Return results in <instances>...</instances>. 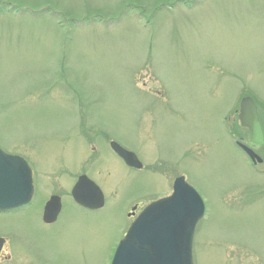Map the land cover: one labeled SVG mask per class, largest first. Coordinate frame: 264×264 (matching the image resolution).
Wrapping results in <instances>:
<instances>
[{
  "label": "rangeland",
  "instance_id": "1",
  "mask_svg": "<svg viewBox=\"0 0 264 264\" xmlns=\"http://www.w3.org/2000/svg\"><path fill=\"white\" fill-rule=\"evenodd\" d=\"M246 96L264 121V0H0V148L27 160L37 190L0 214V237L31 264H111L131 204L182 175L206 205L194 264H264V163L234 142L248 145ZM83 173L104 209L72 204ZM53 195L67 207L48 228Z\"/></svg>",
  "mask_w": 264,
  "mask_h": 264
},
{
  "label": "water",
  "instance_id": "2",
  "mask_svg": "<svg viewBox=\"0 0 264 264\" xmlns=\"http://www.w3.org/2000/svg\"><path fill=\"white\" fill-rule=\"evenodd\" d=\"M240 120L241 125L248 129L250 142L255 146L262 145L264 134L252 98L242 101ZM240 146L254 159L251 149ZM112 148L130 167H142L134 153L117 143H112ZM33 193L32 170L28 163L0 149V211L26 205ZM72 195L83 207L93 210L104 206L103 192L86 176L80 177ZM59 210L60 198L54 196L47 206L45 219L51 218L52 222ZM204 213L205 205L200 195L183 177L177 179L172 196L152 203L136 219L120 242L112 264H194V233ZM2 243L0 240V245Z\"/></svg>",
  "mask_w": 264,
  "mask_h": 264
},
{
  "label": "flooded vegetation",
  "instance_id": "3",
  "mask_svg": "<svg viewBox=\"0 0 264 264\" xmlns=\"http://www.w3.org/2000/svg\"><path fill=\"white\" fill-rule=\"evenodd\" d=\"M259 119H260V122H261L262 126H264V121H262V117H261V115H260ZM245 132H246V130H245ZM243 138H244V139H243ZM243 138H242L243 140L246 139L247 143H249V140L247 139L246 134H245V136H244ZM240 139H241V138H240ZM242 139H241V140H242ZM243 140H242V141H243ZM111 142H112V140L110 141V144H111ZM236 142H238V140H236ZM89 143H91V142H89ZM261 148H262V147L254 148V151H255V153H256V154L262 159V162H261L260 164H263V163H264V158H263V156H261V154H260L259 152H257V151H259L258 149H261ZM115 155H116V154H115ZM116 156H117V155H116ZM117 157H118V156H117ZM118 158H119V157H118ZM119 160L123 163L124 166L127 167V165L125 164V162H124L121 158H119ZM254 165H255V164H254ZM127 168H128L130 171H132V170H134V171H145V169H146L145 166H144L143 168L139 169V170H135V169L130 168V167H127ZM154 169H155V167H151V170H154ZM151 170H149V171H151ZM157 170H158V169H157ZM147 171H148V170H147ZM83 174H84V173H83ZM177 177H178V176L174 177V180H173V183H172V191H173L174 181L176 180ZM168 195H169V194H168ZM32 201H33V200H32ZM32 201L30 202V205L33 203ZM48 201H49V199H48V200H45V201L43 202L41 220H42V223L44 224V226H46V227H48V228H49V227H56V226H58V224L60 223V217H61V215L64 213V211H65L67 205L63 202V199H62V203H61L62 206H61V211H60L59 216H58L53 222L48 223V222L45 221V217H44L45 208H46V205H47ZM71 202H72V204H75L76 206H78V205L75 203L74 200H72ZM147 205H148V204H147ZM147 205L143 206L140 202H138V199H137V203H134V204H132V205L130 206V210L128 211L127 216H128V218L131 220V223L136 219V217L140 214V212H141V211H142ZM78 207H80V206H78ZM80 208H82V207H80ZM82 209H84V208H82ZM102 209H104V208H102ZM102 209H101V210H102ZM21 210H22V209H21ZM21 210H18V211H15V212L13 211V212H11V213H7V214H14V213L19 212V211H21ZM85 210H87V209H85ZM88 211H90V210H88ZM98 211H99V210H98ZM0 239H4V244H3V246L0 248V264H6V263H9V264H31V262H32L33 260H35L34 257H33L31 254L26 253V255H23V253L15 251V250L13 249V245H12L13 240L10 241L9 238H3V237H0ZM7 244H11V245H10V248L6 247ZM7 248H8V249H7ZM34 256L37 257V254L35 253Z\"/></svg>",
  "mask_w": 264,
  "mask_h": 264
}]
</instances>
